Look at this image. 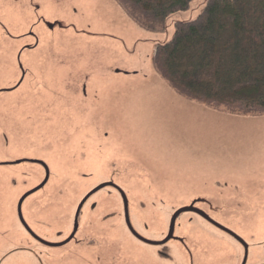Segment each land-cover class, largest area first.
Masks as SVG:
<instances>
[{"label": "rangeland", "instance_id": "374dc122", "mask_svg": "<svg viewBox=\"0 0 264 264\" xmlns=\"http://www.w3.org/2000/svg\"><path fill=\"white\" fill-rule=\"evenodd\" d=\"M118 1L69 0L72 12L60 10L66 0H0V264L20 244L31 252L2 264H213L211 244L227 239L210 221L243 236L263 225L264 109L183 97L154 64L158 45L208 0L153 30ZM39 185L22 205L43 238L35 245L18 200ZM121 192L136 230L155 242L179 209L209 218L184 213L180 240L147 245L126 229ZM86 198L84 209L99 210L66 240Z\"/></svg>", "mask_w": 264, "mask_h": 264}, {"label": "trees", "instance_id": "16d2710c", "mask_svg": "<svg viewBox=\"0 0 264 264\" xmlns=\"http://www.w3.org/2000/svg\"><path fill=\"white\" fill-rule=\"evenodd\" d=\"M119 1L131 20L148 30L163 28L166 18L192 2ZM154 64L183 97L234 113L264 109V0H208L158 45Z\"/></svg>", "mask_w": 264, "mask_h": 264}, {"label": "flooded vegetation", "instance_id": "af4514ba", "mask_svg": "<svg viewBox=\"0 0 264 264\" xmlns=\"http://www.w3.org/2000/svg\"><path fill=\"white\" fill-rule=\"evenodd\" d=\"M36 39L38 41L39 37H37ZM36 39H35V42H36ZM39 42H40V39H39ZM18 63H19V60H18ZM19 66H20V64H19ZM26 161L30 162L31 160H26ZM32 162H34V161H32ZM83 163L87 164L89 162L88 161H83ZM43 167H45V166H43ZM98 169L102 170V169H104V167H98ZM40 186L41 185H39L35 189L33 188L32 190H29L26 195L24 194L25 196H23V197L20 196V198L18 200V203H19V214H18V217H19V221H20L21 227H22L21 230L24 231V233H26V234L29 233L36 240L35 245H37V244L40 245V243H43V241L38 240L39 238L40 239H43V238L41 236H39L38 234H36L33 231L34 228L31 225H29L28 222L25 220L24 215L22 213V205H23L24 201L27 199V197H29L34 192H36L40 188ZM92 190H94V189H92ZM258 190L260 192L259 193L260 194L259 198H261L259 204H260V211L263 213V219H262V224L263 225H261L259 227H256V228L250 229V231L249 232H245L246 235L243 236V235H241L240 232L239 233L230 232L228 230H225L218 223L210 221L212 226L220 228L221 230L224 231V234H225L224 238L227 239V240L221 241L220 243L213 242L211 244V247H210V254L211 255H210V257H211V261H212L213 264H264V184L263 183H261L259 185V189ZM121 195L123 196L124 209H125V199L127 201V198L122 192H121ZM86 199L79 206L77 212L75 213V215L73 217L74 219L71 218L70 225H69V227L71 226V228H70L71 232H70L69 236L66 238V240L68 238L72 239L73 237H75V234H76V232L79 229L80 230L84 229V227L80 226V220H81V217H82L83 213L91 214V213H95V212H97L99 210V209H97V207H98L97 205L98 204H97L96 201H93L90 204V209H87V208L84 209V207H86V205L90 201V199H87V200ZM127 209H128V203H127ZM178 211H175L173 213V215L171 217V220H170V223H169L168 233H167V235H165L164 237L161 238L162 241H165L168 237H169V240L166 241L167 243H169V241H173V240L174 241L180 240V236H177L176 230H177L178 221H179L181 215H183L184 213H193V214H195V215H197L199 217L201 216V218H205L206 220H208L206 217L202 216L201 214H199L197 212L185 211V212L181 213L176 218L174 226H173V232L170 235V227H171L172 219H173L174 215ZM200 211H202V210H200ZM127 214H128V220H129V223H130L131 227L133 228V230L136 233L139 234V232L136 230L135 226L133 225V222L131 221V218L129 217V213H127ZM124 216H125V223L127 225L126 229H127V231L129 232V234L132 237L136 238L137 240H139L142 243H145L147 245H155V246H157V244H151V243H148V242H146V241H144L142 239H139L132 232V230L130 229V227H129L128 223H127L126 210H124ZM98 218H100V217H98ZM72 219H73V222H72ZM22 220L26 223V225L22 222ZM33 233L36 234V236H34ZM141 237H143V236H141ZM143 238L148 240V241L155 242L154 240H149V239H147L145 237H143ZM163 239H165V240H163ZM64 241H61V244H58V245H63L65 243ZM156 242H161V241H156ZM166 242H165V244H167ZM31 249L32 248L27 246V245L20 244V246H17L16 248L11 249L10 251H12L11 254H14V253H17V252H22V251L31 252L30 251ZM10 251H8V252H10ZM33 254H34V256H36L35 253H33ZM37 254H38V257L41 258L42 254L41 253H37ZM9 256H7L6 259ZM38 257H37V260L40 261V259H38ZM4 261L2 263H4Z\"/></svg>", "mask_w": 264, "mask_h": 264}, {"label": "water", "instance_id": "95a60500", "mask_svg": "<svg viewBox=\"0 0 264 264\" xmlns=\"http://www.w3.org/2000/svg\"><path fill=\"white\" fill-rule=\"evenodd\" d=\"M57 8H60V6H57ZM71 8V11L72 12H74V10H77V11H79L78 9H76L74 6H72V5H70V2H69V0H66V4L63 6V7H61L60 8V10L61 11H68L69 9ZM203 10V9H202ZM201 10V11H202ZM200 11V12H201ZM60 27H64L62 24H60ZM53 36H55V35H53ZM38 36H36L35 37V39L37 38ZM40 43V42H39ZM38 43V44H39ZM165 43V42H164ZM164 43H162V44H164ZM125 199V198H124ZM21 205V204H20ZM125 210H126V217H127V223H128V225H129V227H130V229L132 230V232L139 238V239H142V240H144V241H146V242H148V243H151V244H159V243H165L167 240H169V237L165 240V241H162V242H152V241H148V240H146V239H144L143 237H141L138 233H136L134 230H133V228L131 227V225H130V223H129V220H128V209H127V201H126V199H125ZM185 211H193V212H197V213H199V214H201L202 216H204V217H206V218H209L206 214H204L202 211H200L199 209H196V208H193V207H186V208H183V209H180L175 215H174V217H173V219H172V223H171V227H170V235L172 234V232H173V226H174V223H175V220H176V218L181 214V213H183V212H185ZM22 222L26 225V223L22 220Z\"/></svg>", "mask_w": 264, "mask_h": 264}]
</instances>
